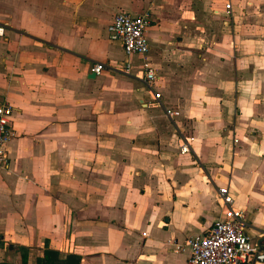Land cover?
I'll use <instances>...</instances> for the list:
<instances>
[{
	"label": "crops",
	"instance_id": "1",
	"mask_svg": "<svg viewBox=\"0 0 264 264\" xmlns=\"http://www.w3.org/2000/svg\"><path fill=\"white\" fill-rule=\"evenodd\" d=\"M118 13L149 18L153 89ZM0 102V263L188 264L225 187L264 264V0H0Z\"/></svg>",
	"mask_w": 264,
	"mask_h": 264
},
{
	"label": "built area",
	"instance_id": "2",
	"mask_svg": "<svg viewBox=\"0 0 264 264\" xmlns=\"http://www.w3.org/2000/svg\"><path fill=\"white\" fill-rule=\"evenodd\" d=\"M230 14L231 4L226 5ZM149 18L145 15L133 16L127 13L115 15L108 27L110 37L120 40L127 56L140 55L143 58L145 82L153 89L156 82L155 69L147 61L149 44L146 31ZM104 64L96 63L92 71L101 73ZM130 63H126L123 72L129 73ZM156 99L160 98L155 93ZM14 109L7 102H0V168L8 167L6 145L12 136V117ZM181 153L190 152L189 143H183ZM218 197L223 213L221 217L206 230L202 236L187 239L185 246L190 249L188 264H250L256 248L251 243L250 237L245 232V220L242 211L234 206V201L225 187L218 189ZM167 244L178 252L183 245L169 240Z\"/></svg>",
	"mask_w": 264,
	"mask_h": 264
},
{
	"label": "trees",
	"instance_id": "3",
	"mask_svg": "<svg viewBox=\"0 0 264 264\" xmlns=\"http://www.w3.org/2000/svg\"><path fill=\"white\" fill-rule=\"evenodd\" d=\"M23 264L26 263V253H23ZM7 264V263H0ZM38 264H80V259L75 256L67 257L66 259H60L59 254L53 250H47L44 258L39 260Z\"/></svg>",
	"mask_w": 264,
	"mask_h": 264
}]
</instances>
